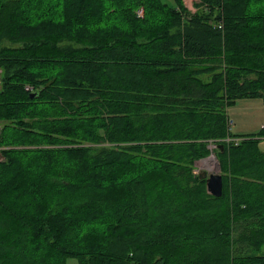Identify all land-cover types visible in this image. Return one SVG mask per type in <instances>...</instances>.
I'll list each match as a JSON object with an SVG mask.
<instances>
[{"label":"trees","instance_id":"obj_1","mask_svg":"<svg viewBox=\"0 0 264 264\" xmlns=\"http://www.w3.org/2000/svg\"><path fill=\"white\" fill-rule=\"evenodd\" d=\"M174 3L0 0V264H264V0Z\"/></svg>","mask_w":264,"mask_h":264},{"label":"rangeland","instance_id":"obj_2","mask_svg":"<svg viewBox=\"0 0 264 264\" xmlns=\"http://www.w3.org/2000/svg\"><path fill=\"white\" fill-rule=\"evenodd\" d=\"M163 1L169 5H175L174 0ZM199 1L200 0H183L185 7H187V9L192 13L196 12V4L199 3ZM228 114L230 121H232V131L238 135L259 134L264 127V103L261 98L239 99L228 107ZM261 147L264 149V140L261 143ZM212 153L214 152H211L210 155ZM201 161L203 162V159L198 161L196 165L195 171H198V174L207 167L211 168L214 172L221 173V170L218 169V165L207 166ZM66 264L79 263L77 258L69 257L66 260Z\"/></svg>","mask_w":264,"mask_h":264},{"label":"water","instance_id":"obj_3","mask_svg":"<svg viewBox=\"0 0 264 264\" xmlns=\"http://www.w3.org/2000/svg\"><path fill=\"white\" fill-rule=\"evenodd\" d=\"M212 149L216 148L215 145L211 146ZM221 148H223L221 146ZM212 156L215 157V154L212 153L208 158L203 159L208 160ZM216 165H218V169L221 170L219 161L216 159ZM200 179L206 180V187L209 194L215 196V197H221L223 194V179L221 173L214 172L211 168L207 167L206 169H203L200 173Z\"/></svg>","mask_w":264,"mask_h":264},{"label":"bare ground","instance_id":"obj_4","mask_svg":"<svg viewBox=\"0 0 264 264\" xmlns=\"http://www.w3.org/2000/svg\"><path fill=\"white\" fill-rule=\"evenodd\" d=\"M201 162H202V161H201ZM202 163H203L204 165H207V166H211V165L216 166V160H215V157H214V156H212V157L209 158L208 160H204Z\"/></svg>","mask_w":264,"mask_h":264},{"label":"built area","instance_id":"obj_5","mask_svg":"<svg viewBox=\"0 0 264 264\" xmlns=\"http://www.w3.org/2000/svg\"><path fill=\"white\" fill-rule=\"evenodd\" d=\"M186 4V3H185ZM186 6H188V5H186ZM187 8V7H186ZM137 15L139 16V17H142L143 15H144V9L143 8H140V9H138L137 10ZM27 89H31L30 87H27ZM230 124H231V127H232V122H230ZM195 173L196 174H198V171L196 172L195 171Z\"/></svg>","mask_w":264,"mask_h":264},{"label":"crops","instance_id":"obj_6","mask_svg":"<svg viewBox=\"0 0 264 264\" xmlns=\"http://www.w3.org/2000/svg\"><path fill=\"white\" fill-rule=\"evenodd\" d=\"M232 122V121H231Z\"/></svg>","mask_w":264,"mask_h":264}]
</instances>
